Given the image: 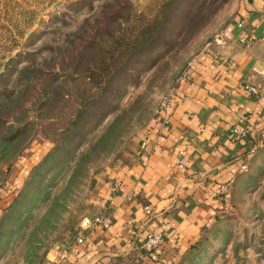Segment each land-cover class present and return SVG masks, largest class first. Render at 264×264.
<instances>
[{"label":"rangeland","instance_id":"obj_1","mask_svg":"<svg viewBox=\"0 0 264 264\" xmlns=\"http://www.w3.org/2000/svg\"><path fill=\"white\" fill-rule=\"evenodd\" d=\"M239 1L0 0V264H48L73 238L112 158ZM260 155L173 264H264Z\"/></svg>","mask_w":264,"mask_h":264},{"label":"crops","instance_id":"obj_2","mask_svg":"<svg viewBox=\"0 0 264 264\" xmlns=\"http://www.w3.org/2000/svg\"><path fill=\"white\" fill-rule=\"evenodd\" d=\"M220 31L223 43L211 39L196 53L174 84L168 108L122 147L97 180L91 215L107 218L109 225L86 230L69 264L180 261L225 210L219 185L230 182L233 192L259 163L264 151V0H240ZM242 36L248 45L239 41ZM246 84L261 88L259 94L245 91ZM233 127L246 128V135L235 139ZM180 152L183 167L176 164ZM150 231L162 232L164 241L147 256L140 245Z\"/></svg>","mask_w":264,"mask_h":264},{"label":"built area","instance_id":"obj_3","mask_svg":"<svg viewBox=\"0 0 264 264\" xmlns=\"http://www.w3.org/2000/svg\"><path fill=\"white\" fill-rule=\"evenodd\" d=\"M236 25L238 28L242 29L243 26V20H239L236 22ZM224 34L222 31L217 32L214 37L213 41L221 45L224 40ZM239 41L244 44L248 45L249 41L244 37H240ZM185 75V71L182 74V76ZM181 77V76H180ZM243 89L247 92H250L252 94H259L261 88L258 86H254L251 84H246L243 86ZM170 96V95H169ZM169 105V97L166 98L162 104L160 110H165L168 108ZM159 110V111H160ZM232 135L235 139H238L240 137H243L246 135V128H241V127H233L232 129ZM147 137L143 139L141 145H145L147 142ZM176 164L179 167H183L184 165V160L182 157V152L179 153V158L177 159ZM116 183L113 185L116 187ZM219 191L221 194L222 199L226 202L227 200L230 199L231 194H232V184L230 182H224L219 185ZM146 213H150V210L148 208H145ZM98 224H101L104 227H107L109 225V220L107 218H101L97 215H91V216H84L80 223H79V228L76 231V234L73 236L71 240L68 242L62 244L61 246L58 247L56 250L55 257L51 261V264H69V259L71 255H76L77 254V245L81 244L85 241V232L88 229L94 228ZM164 241V236L163 233L160 231H150L146 234L143 242L140 245V248L145 252L147 256L152 254L153 252H156L161 244Z\"/></svg>","mask_w":264,"mask_h":264},{"label":"trees","instance_id":"obj_4","mask_svg":"<svg viewBox=\"0 0 264 264\" xmlns=\"http://www.w3.org/2000/svg\"><path fill=\"white\" fill-rule=\"evenodd\" d=\"M35 33H36V31H35ZM19 53H17L16 55H18ZM80 114H81V112H78V114L76 115V116H78V118H79V116H80ZM77 118V119H78ZM76 121V120H75ZM75 121H73L72 122V124H75L76 122ZM67 132L69 133V130L67 129ZM44 158V157H43ZM41 161V160H40Z\"/></svg>","mask_w":264,"mask_h":264}]
</instances>
